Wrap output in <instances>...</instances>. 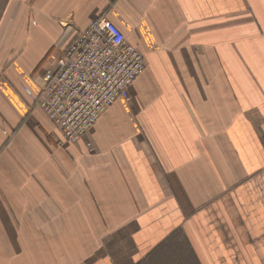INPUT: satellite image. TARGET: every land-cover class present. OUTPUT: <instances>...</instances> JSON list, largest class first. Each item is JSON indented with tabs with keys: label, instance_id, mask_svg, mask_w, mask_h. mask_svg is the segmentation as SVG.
<instances>
[{
	"label": "crops",
	"instance_id": "obj_1",
	"mask_svg": "<svg viewBox=\"0 0 264 264\" xmlns=\"http://www.w3.org/2000/svg\"><path fill=\"white\" fill-rule=\"evenodd\" d=\"M103 16L145 69L75 142L35 107ZM264 264V0H0V264Z\"/></svg>",
	"mask_w": 264,
	"mask_h": 264
},
{
	"label": "built area",
	"instance_id": "obj_2",
	"mask_svg": "<svg viewBox=\"0 0 264 264\" xmlns=\"http://www.w3.org/2000/svg\"><path fill=\"white\" fill-rule=\"evenodd\" d=\"M143 54L103 16L75 33L35 101L58 129V146L83 137L101 113L143 73Z\"/></svg>",
	"mask_w": 264,
	"mask_h": 264
},
{
	"label": "snow or ice",
	"instance_id": "obj_3",
	"mask_svg": "<svg viewBox=\"0 0 264 264\" xmlns=\"http://www.w3.org/2000/svg\"><path fill=\"white\" fill-rule=\"evenodd\" d=\"M112 243L109 245V255L112 256L111 264H122V262L118 258L119 250H120V240L119 233H116L111 238ZM107 264V262H106Z\"/></svg>",
	"mask_w": 264,
	"mask_h": 264
}]
</instances>
